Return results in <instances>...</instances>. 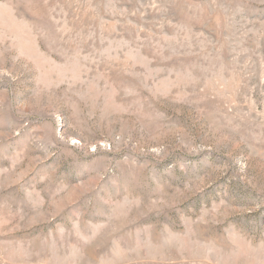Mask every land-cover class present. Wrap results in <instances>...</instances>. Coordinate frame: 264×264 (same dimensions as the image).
I'll return each instance as SVG.
<instances>
[{
	"label": "rangeland",
	"instance_id": "rangeland-1",
	"mask_svg": "<svg viewBox=\"0 0 264 264\" xmlns=\"http://www.w3.org/2000/svg\"><path fill=\"white\" fill-rule=\"evenodd\" d=\"M0 264H264V0H0Z\"/></svg>",
	"mask_w": 264,
	"mask_h": 264
}]
</instances>
